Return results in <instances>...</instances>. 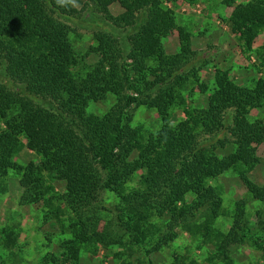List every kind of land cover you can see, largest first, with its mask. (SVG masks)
Listing matches in <instances>:
<instances>
[{
    "label": "trees",
    "instance_id": "trees-1",
    "mask_svg": "<svg viewBox=\"0 0 264 264\" xmlns=\"http://www.w3.org/2000/svg\"><path fill=\"white\" fill-rule=\"evenodd\" d=\"M84 1L76 10L71 0H0V66L6 82L14 86L0 82V193L7 189L10 170L19 176L24 204L45 195L47 179L63 181L60 200L73 215L69 229L76 258L77 247L94 243L100 220L94 206L100 192L109 191L118 198L116 219L134 241L132 224L138 226L151 216L164 221V242L192 221L203 229V236L218 239L216 252L231 264L230 247L243 242L247 223L238 211L226 233H213L222 199L210 181L239 164L253 167L259 162L264 122L249 121L247 115L249 107L262 106L264 81L250 90L215 69L210 88L199 84L202 92L209 91L207 106L183 108L186 119L173 125L170 111L178 104L176 89L191 78L200 82L195 68L185 71L197 54L189 32L178 27L179 51L163 55L162 40L176 23L174 12L161 0H125L130 8L115 17L98 0ZM90 2L114 27L133 29L126 48L114 34L99 30L86 55L75 52L73 29L63 19L81 15ZM230 17L231 29L244 42L242 49L250 50L264 27V2L239 4ZM89 54L96 56L92 64L86 63ZM106 94L115 97L114 105L102 115L90 113L89 103ZM39 100L48 101V107ZM142 105L157 112V132L145 133L133 125V108ZM229 110L235 115L226 126ZM223 131L232 139L219 138ZM21 136L41 163L15 161ZM228 144L234 150L218 155L217 149ZM137 173L142 187H125ZM240 178L264 205V187L243 174ZM263 216L264 211L256 214L258 222Z\"/></svg>",
    "mask_w": 264,
    "mask_h": 264
},
{
    "label": "rangeland",
    "instance_id": "rangeland-1",
    "mask_svg": "<svg viewBox=\"0 0 264 264\" xmlns=\"http://www.w3.org/2000/svg\"><path fill=\"white\" fill-rule=\"evenodd\" d=\"M161 1L174 12L176 27L162 40L160 54L177 53L180 49L178 27L186 29L192 50L197 54L185 71L195 68L200 81L197 85L191 78L182 88L176 89L178 104L170 111L171 124L177 125L186 119L183 108L195 110L207 106L209 91L202 92L199 84L210 88L215 69L226 71L230 81L250 90L259 80L264 81V27L257 31L250 50L244 52V42L231 29L229 21L237 5L253 0ZM84 2L71 0V6L81 10ZM98 5L107 8L114 17L130 8L125 0H98ZM104 15L90 2L81 15L63 19L73 29L70 41L77 54L86 55L95 45L94 33L99 30L111 32L124 48L128 46V37L133 29L114 27ZM144 16H139L138 21L142 22ZM85 58L87 64L96 61L93 54ZM126 63L129 64L130 60ZM0 82L14 88L6 82L2 66ZM39 102L48 107V101ZM114 103L115 97L106 94L102 100L90 102L87 110L102 115ZM248 110L249 121L264 122V102L260 108L249 107ZM133 112V125L141 127L145 133H155L160 129V119L154 109L142 105L134 107ZM233 113V110L226 112V126L231 124ZM218 137L232 139L227 131ZM20 139L21 149L15 161L19 165L30 161L41 163L40 157L25 147V138L21 136ZM233 150V145L228 144L224 149L218 148L217 154L223 156ZM257 157L259 162L253 167L239 164L210 181L222 199V212L214 222L213 233H226L238 211H243V220L247 223L243 242L230 247L231 264H264V216L260 222L256 217L258 212L264 211V205L252 197L240 178L243 174L255 185L264 187V143L257 146ZM18 181L19 176L10 170L6 179L7 189L0 193V261L3 264H225L216 252L220 244L218 239L213 235L203 236V229H198L199 224L192 221L178 227L173 239L164 242V221L151 216L138 226L132 224L135 228L132 234L137 237L134 241L118 223L115 212L118 198L109 191L100 192L94 206L100 218L94 243L77 247L76 258L69 229L73 215L60 200L65 191L64 182L47 179L49 190L45 195L37 202L24 204L20 201L22 188ZM125 187H142L140 173L133 176Z\"/></svg>",
    "mask_w": 264,
    "mask_h": 264
}]
</instances>
